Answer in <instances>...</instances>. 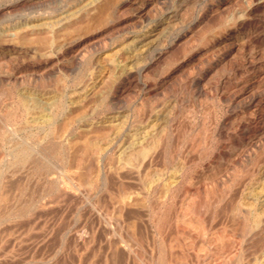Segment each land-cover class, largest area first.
I'll use <instances>...</instances> for the list:
<instances>
[{
    "label": "rangeland",
    "instance_id": "rangeland-1",
    "mask_svg": "<svg viewBox=\"0 0 264 264\" xmlns=\"http://www.w3.org/2000/svg\"><path fill=\"white\" fill-rule=\"evenodd\" d=\"M249 2L0 0V264H264Z\"/></svg>",
    "mask_w": 264,
    "mask_h": 264
},
{
    "label": "bare ground",
    "instance_id": "bare-ground-1",
    "mask_svg": "<svg viewBox=\"0 0 264 264\" xmlns=\"http://www.w3.org/2000/svg\"><path fill=\"white\" fill-rule=\"evenodd\" d=\"M251 1V3L249 2V5L248 6H246V8L244 9V14H245V16H246V18L245 19H242L240 22H238L240 25H251L255 30L256 29H260V28H263L264 27V22H262V20H260V14H259V12H260V10H261V8L263 7V5H264V0H250ZM260 15V16H259ZM260 17V18H259ZM239 24H237V25H239ZM237 25H235V26H237ZM257 32H259V31H257ZM254 33V32H253ZM229 34V33H228ZM234 43V42H233ZM49 55V54H48ZM46 60V59H45ZM257 60H259V59H257ZM260 61V60H259ZM246 64H248L249 66H251V65H253V62L251 63L250 61H248V62H246ZM245 64V65H246ZM247 65V66H248ZM248 66V67H249ZM260 66V65H259ZM236 68H238V67H236ZM256 68V67H255ZM251 70V69H250ZM249 71V70H248ZM254 71V70H253ZM257 74V73H256ZM258 76V75H257ZM262 77V76H261ZM253 79V78H252ZM256 79V78H255ZM261 80V79H260ZM259 80V81H260ZM255 83L256 84H258V81L257 82H255V81H246V83H245V85H243V87H242V91H244V92H248L249 94H247L248 95V98L247 99H249L250 101H253V100H257V96H256V93L254 92V90L255 89H257L258 90V88H255V86H258V85H255ZM260 83V82H259ZM262 83V82H261ZM242 85H240V86H242ZM261 85V84H260ZM264 86V85H263ZM260 87V86H259ZM255 88V89H254ZM263 88V87H262ZM256 90V91H257ZM261 91V90H260ZM263 94V93H262ZM246 95V94H245ZM260 95V94H259ZM264 95V94H263ZM262 96V95H261ZM259 98H261L260 96H259ZM259 100V99H258ZM246 101H248V100H246ZM250 103V102H249ZM258 103V102H257ZM263 103V102H262ZM26 104V103H25ZM24 104V106H25V108L26 107H28L27 105H25ZM29 105V104H28ZM263 105V104H262ZM258 108H260L259 109V114H260V116H262V114L264 113V106H261V107H258ZM27 109V108H26ZM256 111V110H255ZM261 118V117H260ZM49 119V118H48ZM247 119V118H246ZM243 120L242 122H240L239 123V126L240 127H246L247 126V123H248V121L247 120ZM264 119V118H263ZM50 120V119H49ZM24 121V120H23ZM251 121V120H250ZM263 121V120H262ZM264 122V121H263ZM262 122V123H263ZM27 123V122H26ZM49 123V122H48ZM47 123V124H48ZM255 125V124H254ZM53 127V126H52ZM43 129V128H42ZM51 129V127L49 128V130ZM247 129V128H246ZM244 130H245V128H244ZM52 131V130H51ZM47 132H49V137H51V140H52V143H54L53 141H54V136L50 133V131H47ZM244 134V133H243ZM252 135H254V134H252ZM46 136V135H45ZM247 136V135H246ZM57 137V136H56ZM45 138V137H44ZM47 138V137H46ZM57 139V138H56ZM40 140V139H39ZM46 141H48L47 139H45ZM51 140H49L50 141V144H51ZM49 143V142H48ZM57 144V143H56ZM54 145V144H53ZM33 153V152H32ZM45 154H47V153H45ZM151 156V155H150ZM32 154H31V152L30 151H28L27 149H22V151L19 153V154H17L16 155V159H17V161H20V163L21 162H23L24 163V161H29L28 159H30V160H32ZM149 157V156H148ZM152 157V156H151ZM48 158V157H47ZM150 158V157H149ZM148 158V159H149ZM3 159V158H2ZM44 159V158H43ZM49 159V158H48ZM148 159H146V160H148ZM36 161V160H35ZM146 162V161H145ZM43 164V163H42ZM40 165V164H39ZM39 168V167H38ZM37 168V169H38ZM43 168V167H42ZM50 168V167H49ZM45 171V170H44ZM47 171V170H46ZM42 172V171H41ZM55 172V171H54ZM39 173V172H38ZM52 175V174H51ZM55 177V176H54ZM50 178L52 179V177L50 176ZM60 178V177H59ZM58 178V179H59ZM54 179V178H53ZM85 184V183H84ZM86 185V184H85ZM56 186V185H55ZM54 188V187H53ZM56 188V187H55ZM87 190H88V188H87ZM65 191V190H64ZM67 192V191H66ZM74 194V193H73ZM122 198V197H121ZM124 198H125V196H124ZM49 200V199H48ZM52 202V201H51ZM122 202V201H121ZM53 203V202H52ZM120 203V202H119ZM113 205V204H112ZM115 205V204H114ZM113 205V206H114ZM49 206V205H48ZM51 206V205H50ZM119 208V207H118ZM21 210V209H20ZM120 210V209H119ZM93 211V210H92ZM90 212V211H89ZM113 212V211H112ZM119 212V211H118ZM113 216V215H112ZM120 216V215H119ZM99 217V216H98ZM115 217V216H114ZM87 218V217H86ZM92 219V218H91ZM115 219V218H114ZM116 219H119L118 217L116 218ZM110 220H111V217H110ZM122 220V219H121ZM50 225H52V224H50ZM115 225V224H114ZM22 227V226H21ZM262 227V226H261ZM50 228V227H49ZM264 230V229H263ZM256 231V230H255ZM40 232V231H39ZM47 232V231H46ZM18 234V233H17ZM33 235V234H32ZM259 235V234H258ZM264 235V234H263ZM34 236V235H33ZM44 236V235H43ZM108 237V236H107ZM130 237H132V236H130ZM257 237H259V236H257ZM257 237H255V238H257ZM44 238V237H43ZM28 239V238H27ZM106 239V238H105ZM1 240V239H0ZM16 240V239H15ZM36 240V239H35ZM11 241H12V239H11ZM31 241V240H30ZM10 242V241H9ZM129 248V247H128ZM116 249V248H115ZM124 249H126L125 247H124ZM240 249V248H239ZM120 250V249H119ZM130 250H131V248H130ZM244 250V249H243ZM4 251V250H3ZM124 251V250H123ZM241 251V250H240ZM5 252V251H4ZM128 252V251H127ZM130 253V252H129ZM242 253V252H241ZM236 254V253H235ZM185 255V254H184ZM183 255V256H184ZM237 255V254H236ZM241 256V255H240ZM173 257V256H172ZM178 257V256H177ZM233 257V256H232ZM180 258V257H179ZM233 259H235V258H233ZM233 259H231V260H233ZM228 260H229V258H228ZM228 260H225L227 263L226 264H230V263H228ZM231 260H229V261H231ZM222 261V260H221ZM224 261V262H225ZM236 261V260H235ZM238 261V260H237ZM243 261V260H242ZM241 261V262H242ZM233 262H234V260H233ZM220 263V262H219ZM236 263H240L239 261L238 262H236ZM236 263H233V264H236ZM221 264V263H220ZM222 264H224V263H222ZM232 264V263H231ZM241 264V263H240Z\"/></svg>",
    "mask_w": 264,
    "mask_h": 264
}]
</instances>
